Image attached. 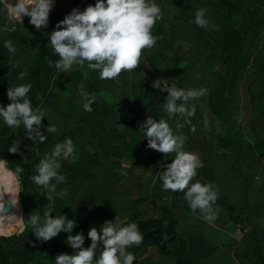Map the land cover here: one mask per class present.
I'll return each instance as SVG.
<instances>
[{
  "label": "rangeland",
  "instance_id": "rangeland-1",
  "mask_svg": "<svg viewBox=\"0 0 264 264\" xmlns=\"http://www.w3.org/2000/svg\"><path fill=\"white\" fill-rule=\"evenodd\" d=\"M219 1L153 0L161 8V19L152 29V35L157 37L155 45L143 50L138 68L106 80L100 79L97 71L88 69L87 63L83 68L74 65L66 74L57 73L54 66H49L40 39L26 24L25 16L21 23L14 18L10 20L5 2L0 0V106L6 107L10 103L6 95L9 87L31 84L28 98L33 109L46 110L40 128L47 136L44 143L28 140L23 125L10 128L0 118V159L8 162L7 168L11 171L17 165L25 170L18 174L20 193L19 213L16 215L23 217L25 225L31 213L43 215L48 203L51 218L64 215L76 222L71 234H83L85 248L91 244L88 231L93 227L99 231L104 222H114L116 216L122 226L134 222L143 232L150 225H160L174 231L179 235L178 240H182L183 217L188 207L185 199L175 205L176 213L167 204L171 198L153 203L147 201L151 195L161 197L165 194L162 181H155L153 177L166 170L175 153L162 154V158L156 160L158 167L150 181L141 176L140 165L144 159L136 156L128 159L122 152L129 147V139L123 133L130 118L123 103L126 101L138 129L151 116L157 122L161 118L167 120L174 134H187L184 150L195 154L203 165L197 169L192 182L213 185L218 191L213 207L231 214L234 225L249 233L253 217L246 214V197L255 192L252 214L260 212L259 203L264 200V119L258 74V65L264 58V0H230L235 4L232 14L234 28L249 24L247 11L250 8L257 10L262 17L261 25L250 33L243 35L238 29L234 42L224 20L225 8ZM6 3L14 6L17 0H6ZM95 3L96 0H54L48 20L57 24L73 9L83 11ZM201 8L206 10V18L215 25L214 29L201 28L194 23L195 12ZM6 27L15 30H3ZM5 41H11L17 49L14 54L4 47ZM169 46L178 58V78L171 73ZM58 59L56 55L55 60ZM226 61L232 62L228 74ZM233 70L234 84L230 94L226 95L225 85ZM21 72L26 73L23 79L19 78ZM155 81L162 82L160 87L152 86ZM81 82L89 94L96 96L91 112L82 107V97L78 94ZM164 84L185 90L207 89V95L190 101L196 105L190 123L185 124V118L169 119L163 111L162 104L167 96V92L161 90ZM224 94L225 126L236 151L235 163L225 139L224 126L216 115L219 98ZM177 120L186 125V131L176 132ZM48 124L55 125V133H47ZM193 125L195 132L191 131ZM112 129L119 140L118 148L113 141ZM67 130L75 135L71 139L75 162L71 158L60 161L59 173L66 179L57 185L53 200L48 201L49 191L37 186L31 178L37 174L39 160L50 154L57 143L63 142L60 139ZM139 132L144 156L160 154L147 147L144 132ZM14 141H19V148L16 154H11L7 149ZM237 184L241 196L236 201L232 187ZM227 187L231 193L223 196L221 188ZM63 190H67V195H60ZM177 194L184 196L183 193ZM32 231L30 225L22 227L18 220L11 221L0 233V264H55L58 254H74L66 244L68 233L61 232L42 242ZM167 246L165 251H158L151 244L133 245L128 249L135 256L133 264H185L180 242H169ZM101 249L102 245H98L97 258Z\"/></svg>",
  "mask_w": 264,
  "mask_h": 264
},
{
  "label": "clouds",
  "instance_id": "clouds-1",
  "mask_svg": "<svg viewBox=\"0 0 264 264\" xmlns=\"http://www.w3.org/2000/svg\"><path fill=\"white\" fill-rule=\"evenodd\" d=\"M5 2V7L10 13L9 19L18 20L20 23L24 16L29 17V23L37 30L47 28L49 13L52 10L54 0H17L13 6ZM30 9V10H29ZM161 19V8L153 0H96L94 6L89 5L83 11L73 9L63 20L57 23L56 29L48 36L53 52L58 60H48L49 66H54L57 73H68L74 65L87 68L99 73L100 79L112 80L122 72H132L139 67L142 52L151 49L157 40L152 35V29ZM194 23L201 28H215L214 24L206 18V10L201 8L195 12ZM5 31H14L15 28L6 27ZM4 47L10 54L17 49L11 41H5ZM26 73L21 72L19 78L23 79ZM85 73V78H87ZM161 81L153 83L154 88L161 85ZM31 84H22L7 89V98L10 103L0 106V118L10 128H19L23 125L26 130V138L31 141L44 143L47 136L40 128L45 117L46 110L39 107L33 109L28 93ZM78 94L82 97L84 111H93L91 105L95 103V94H89L83 82L78 86ZM167 92L162 104L163 111L168 118H185L188 124L195 115L196 105L190 101H196L207 95L206 88L179 89L175 85H166L161 89ZM180 101V103H178ZM207 126V121H205ZM123 127V126H122ZM184 124L177 120L175 129L180 133ZM47 133H55V125H49ZM139 131L144 132L147 147L163 154L164 156L175 153L166 170L157 173L153 179L162 181L165 191L183 193L193 213L199 211L201 217L212 223L218 214V209L213 205L218 199V191L211 184H202L193 178L202 162L198 157L184 150L187 137L183 134H174L173 128L167 120H158L149 116L144 123L139 125ZM195 132V126L191 128ZM19 141H14L7 149L11 154H16ZM74 146L71 138L57 143L50 154H45L36 165L37 174L31 179L37 185L47 189L50 193L48 201L53 200L58 184L65 182V176L59 173L61 160L72 159L75 162ZM8 162L0 159V213L5 211L4 197L10 198L12 207L19 204L18 174L23 173V167L17 165L14 171L7 168ZM55 183H52V181ZM60 195H67L63 190ZM51 205L47 203L43 215L38 212L28 216L27 225L33 229L37 240L47 242L59 233H68L66 244L74 250V254H58L55 264H133L134 254L127 251L133 245L139 246L143 241V234L136 223H128L122 226L119 217L115 221H106L97 231L91 228L87 237L91 241L89 247H83L85 237L83 234L73 236L72 230L76 227L74 220L67 219L64 215H56L51 218ZM19 221L25 227L23 217L16 215H0V233L6 230L4 221ZM98 245H102L97 258Z\"/></svg>",
  "mask_w": 264,
  "mask_h": 264
},
{
  "label": "crops",
  "instance_id": "crops-1",
  "mask_svg": "<svg viewBox=\"0 0 264 264\" xmlns=\"http://www.w3.org/2000/svg\"><path fill=\"white\" fill-rule=\"evenodd\" d=\"M150 169L145 172L144 164V174L141 176L146 179L150 174ZM232 189L235 200H239L241 193L238 184ZM221 191H223V196H228L231 193L229 187L221 188ZM174 193L177 194V192ZM254 196L255 192L249 193L246 197V214L249 218L253 217L252 226L255 230V237L264 245V200L259 203L260 212L252 214L251 205ZM178 197L176 200L171 199L167 202L174 213H176L175 205L184 198L182 195H178ZM214 209L219 210L217 218L209 223L201 217L199 211L193 213L189 206L186 208V214L183 217L184 229H182L184 233L180 236L184 242V257L188 258L191 264H254L251 234L245 230H239L229 219L228 213L224 209L220 207H214ZM196 221L202 227H199ZM146 252L148 253L149 249ZM143 254L146 255V253Z\"/></svg>",
  "mask_w": 264,
  "mask_h": 264
},
{
  "label": "trees",
  "instance_id": "trees-1",
  "mask_svg": "<svg viewBox=\"0 0 264 264\" xmlns=\"http://www.w3.org/2000/svg\"><path fill=\"white\" fill-rule=\"evenodd\" d=\"M222 6L225 8V14H224V20L227 26V31L230 35L231 41L234 42L235 41V33L237 32L238 29L241 30V32L243 33V35H245L247 32L250 33V31H253L254 29L258 28L261 23H262V17H259V12L253 8H250L247 11L248 17H249V24L248 25H242L239 28H234L233 26V22H232V14H233V9H234V2L230 1V0H220L219 1ZM25 21L26 24L31 27L32 29H34V33L39 37L40 39V46L41 49L44 53V55L46 56V58L48 60H54L56 59V54L53 52L52 48L50 46H48V44L50 43L48 36L51 32H53L56 29V22L52 21V20H48V26L47 28H41L40 30H37L34 26H32L29 23V17L25 16ZM245 54V53H244ZM243 54V55H244ZM168 56L169 58L172 60V67H171V73L176 76L177 78L178 76V71L176 70V64L178 62V58L176 56H174V54L171 52L170 50V46L168 47ZM232 62L226 61L225 62V69H226V74H228V72H230V66H231ZM235 70H233V72H231L230 76H229V80L227 82V84L225 85V94L229 95L231 92V89L233 87L234 84V77H235ZM258 74H259V79H260V83H259V93L262 97V101H261V115L264 119V58L263 60L260 62V64L258 65ZM225 94L220 96L219 100H220V106H218L217 110H216V115L217 117L220 119V121L222 122L223 126H224V131H225V139L226 142L228 144V146L231 149L232 152V156H233V163H235V159H236V151L233 145V140L231 138V135L228 134V130L225 126V119H226V111H225ZM123 103L125 104V109L127 112H129L130 118L128 120V123L124 126L123 128V133L128 137V141H129V147L126 150H122V152L125 154V157L128 159H131L132 157H140L141 159H144V164H145V172H148L150 167L156 162V160L161 159L162 158V154H151L149 157L144 156V147L139 143V137H140V132L139 129L136 125V123L133 121V114L130 113L129 107L126 104V101H123ZM180 103V102H179ZM183 131H186V125H184L183 127ZM113 132V141L115 146L118 148L119 147V140L118 137L116 136L115 130L112 129ZM184 136L187 137V134L184 133ZM67 138H71L74 139L75 135L72 131L67 130L65 132V134L61 137L60 141H64ZM185 144H187V140L185 142ZM153 175H149L146 179L148 181L151 180ZM91 182H93V180H91ZM178 199V195L175 194L174 192H170V191H166L165 194L161 197L158 196H154L151 195L150 197L147 198V201L149 203H153L156 201H160V200H167V199ZM243 207H245V204L242 205ZM228 217L229 219L234 223L233 221V216L231 214L228 213ZM153 227H159L171 234L174 235V239L169 241V242H180L183 253H184V242L183 240H178V234H175L174 231L166 229L165 227H162L160 225H150L149 227H147V229L149 228H153ZM146 229V230H147ZM145 231V230H144ZM143 231V232H144ZM142 233V232H141ZM249 233L251 234V241H252V254L254 256V264H264V245L263 243L258 240L255 237V230L252 227L251 229H249ZM166 243V248L168 247V243ZM150 243H148L146 240H144L139 246L141 245H149ZM166 250V249H165ZM163 250V251H165ZM127 251H129L130 253L133 254V251L127 249ZM177 253H174V256H176ZM183 261L185 262V264H191V261L184 257Z\"/></svg>",
  "mask_w": 264,
  "mask_h": 264
},
{
  "label": "water",
  "instance_id": "water-1",
  "mask_svg": "<svg viewBox=\"0 0 264 264\" xmlns=\"http://www.w3.org/2000/svg\"><path fill=\"white\" fill-rule=\"evenodd\" d=\"M157 164L154 163L150 169V174L153 175L157 170ZM141 174H144V163L141 164ZM143 239L155 247L158 251L166 249V243L174 239V235L159 228L153 227L142 232Z\"/></svg>",
  "mask_w": 264,
  "mask_h": 264
},
{
  "label": "bare ground",
  "instance_id": "bare-ground-1",
  "mask_svg": "<svg viewBox=\"0 0 264 264\" xmlns=\"http://www.w3.org/2000/svg\"><path fill=\"white\" fill-rule=\"evenodd\" d=\"M2 190V189H0ZM4 204H5V211L3 213H0V215H18L19 213V205L17 207H12L10 203V198L6 195L4 197ZM4 223L7 225V227L10 225L11 221H4Z\"/></svg>",
  "mask_w": 264,
  "mask_h": 264
}]
</instances>
